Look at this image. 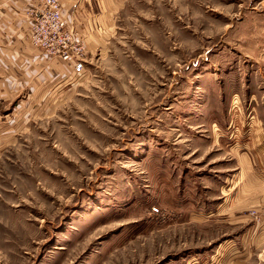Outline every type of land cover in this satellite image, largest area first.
I'll return each mask as SVG.
<instances>
[{
    "label": "rangeland",
    "instance_id": "rangeland-1",
    "mask_svg": "<svg viewBox=\"0 0 264 264\" xmlns=\"http://www.w3.org/2000/svg\"><path fill=\"white\" fill-rule=\"evenodd\" d=\"M35 1L0 0V264H264V0H59L81 75Z\"/></svg>",
    "mask_w": 264,
    "mask_h": 264
},
{
    "label": "built area",
    "instance_id": "built-area-1",
    "mask_svg": "<svg viewBox=\"0 0 264 264\" xmlns=\"http://www.w3.org/2000/svg\"><path fill=\"white\" fill-rule=\"evenodd\" d=\"M35 2L30 12L37 16L33 30L37 34L36 45H46L52 54L70 64L73 73L81 75L84 70V48L73 41L70 26L62 15L60 1Z\"/></svg>",
    "mask_w": 264,
    "mask_h": 264
},
{
    "label": "crops",
    "instance_id": "crops-1",
    "mask_svg": "<svg viewBox=\"0 0 264 264\" xmlns=\"http://www.w3.org/2000/svg\"><path fill=\"white\" fill-rule=\"evenodd\" d=\"M67 6H69V5H67ZM70 7V6H69ZM71 8V7H70ZM69 8V9H70ZM64 11H65V13H66V15L69 17V14H70V12L68 11V8H66V10L64 9Z\"/></svg>",
    "mask_w": 264,
    "mask_h": 264
}]
</instances>
